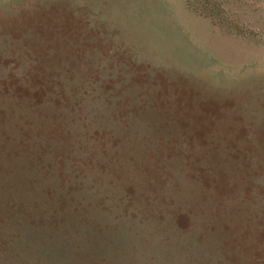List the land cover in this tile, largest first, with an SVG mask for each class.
I'll return each instance as SVG.
<instances>
[{
    "label": "rangeland",
    "instance_id": "obj_1",
    "mask_svg": "<svg viewBox=\"0 0 264 264\" xmlns=\"http://www.w3.org/2000/svg\"><path fill=\"white\" fill-rule=\"evenodd\" d=\"M0 264H264V0H0Z\"/></svg>",
    "mask_w": 264,
    "mask_h": 264
}]
</instances>
